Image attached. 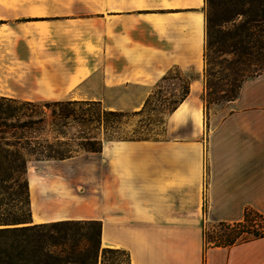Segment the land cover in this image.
<instances>
[{
    "label": "crops",
    "instance_id": "obj_1",
    "mask_svg": "<svg viewBox=\"0 0 264 264\" xmlns=\"http://www.w3.org/2000/svg\"><path fill=\"white\" fill-rule=\"evenodd\" d=\"M205 46L204 0H0V98L126 97L173 67L196 75L168 137L102 144L97 195L78 196L74 210L58 199L41 211L60 188L29 178L30 204L34 194L42 216L59 215L42 222L96 219L101 245L127 251L129 264H264V234L204 244L206 222H238L245 208L264 217V73L205 128Z\"/></svg>",
    "mask_w": 264,
    "mask_h": 264
},
{
    "label": "trees",
    "instance_id": "obj_2",
    "mask_svg": "<svg viewBox=\"0 0 264 264\" xmlns=\"http://www.w3.org/2000/svg\"><path fill=\"white\" fill-rule=\"evenodd\" d=\"M205 50L208 88L218 65L209 52L232 56L230 60H225V67L234 68L241 80L236 92L224 97L227 101L235 99L246 78L264 73V0H219L214 11L206 16ZM174 71L179 75L178 94L161 96L160 92L153 93L139 110L131 113L106 110L97 100L35 102L1 97V181L12 179L20 190L27 189L26 181L23 183L22 180L26 155H34L37 160H63L74 156L78 149L100 152L103 138L158 140L150 137L148 130L139 133L134 129L129 136L122 134L119 124L133 115H145L146 127L150 122L161 124L165 114L169 116L187 97L190 81L196 76H186L185 72L173 67L160 78L155 88L159 90ZM205 107H208V103ZM73 125L82 129L77 134L67 136V129ZM29 195L30 192H25V204L29 202ZM257 219L261 224L257 223ZM211 227L215 236L210 239L209 245H231L263 235L264 217L251 208H245L242 220L212 223ZM96 234L97 238L94 239ZM203 236L205 244V229ZM118 250L121 249L101 247L98 220L33 223L28 219L25 207L10 211L3 197H0V264H97L100 252L103 258ZM121 251L127 255L129 264L128 252Z\"/></svg>",
    "mask_w": 264,
    "mask_h": 264
},
{
    "label": "rangeland",
    "instance_id": "obj_3",
    "mask_svg": "<svg viewBox=\"0 0 264 264\" xmlns=\"http://www.w3.org/2000/svg\"><path fill=\"white\" fill-rule=\"evenodd\" d=\"M219 0H207L204 1V10L206 16L211 14L214 11L215 4ZM206 53V50H205ZM211 57H215V60L218 62V65L215 66V75L213 77V82L208 88L207 84V73H206V65L207 59L204 56V67L202 78L204 81V89H203V105H204V113H205V128H207L208 119L210 117L211 112H214L221 106H224L227 102L224 97L225 95L234 94L237 90V86L240 83L241 77L236 76L234 72V68L229 67L226 68L225 65L227 62L225 60H230L232 58L231 55H223V54H214L209 52ZM220 62V63H219ZM186 76H193V72H187ZM179 75L177 71L172 73V77L167 81L162 83V87L158 90L154 86L149 87H131L128 89L130 97L128 95L126 97H122V93L120 91L114 90L106 93L104 99H100L101 107L106 110H121L124 112L131 113L133 111L139 110L144 101L151 95L159 93L161 96H170L172 94H178L180 91L179 88ZM253 78V77H252ZM250 78H246L248 80ZM243 83V82H242ZM210 93V95H209ZM146 95L145 99H140V95ZM21 100V99H20ZM55 99H34L32 101L35 102H44V101H52ZM62 101H66V99H60ZM207 100H209L207 102ZM208 103V107L205 105ZM145 115H133L128 118L122 120L119 124V132L129 136L133 130H137L139 133H145L146 130L148 135L152 138L164 139L168 137L167 128H168V116L165 114L163 121L161 124L157 122H150L149 127H146L145 123ZM147 128V129H146ZM149 128V129H148ZM82 129L80 126L73 125L67 129V136L70 134H77L78 130ZM103 137V135H102ZM108 141H119V140H105L103 138V143ZM74 159L71 161H65L63 163L58 162H50V161H58V160H37L34 155H26V164H25V172L23 174V183H27V189L17 187L12 179L1 181L3 178L0 176V197H3V202L6 203L11 210H16L17 207H25L28 210V219L32 222L33 218V200L32 198L30 204V195L28 198V203L25 204V192L29 194L28 188V180L29 178H34L38 182L45 184L48 187V191L57 190V187L60 188V192L56 191L48 192L47 195L44 196V204L42 205L41 211H52L53 209H57L58 199L62 200L60 205L61 208L66 209L68 212L74 210V200L78 199V196H82L84 194L89 195V191L91 194L97 195V187H98V171H99V157L98 152L91 153L85 152L83 150L78 149L77 152H74ZM95 189V190H90ZM20 193L22 195L20 196ZM63 198V199H62ZM71 200V201H69ZM67 201V202H66ZM72 208V210H71ZM38 212H40L38 208ZM33 218V219H32ZM66 220H96V219H66ZM33 223H41V222H33ZM257 223L261 224L260 219H257ZM212 223L206 222L204 225V229L206 232V242L205 244L209 245L210 239L215 236L214 231L212 230ZM97 231V228H96ZM95 236V235H94ZM97 238V234L94 239ZM214 241V238H213ZM206 245V246H207ZM101 247H103L101 245ZM97 264H128L127 263V255L125 252L118 250L113 253L106 254L103 258L101 257V252L99 253Z\"/></svg>",
    "mask_w": 264,
    "mask_h": 264
},
{
    "label": "bare ground",
    "instance_id": "obj_4",
    "mask_svg": "<svg viewBox=\"0 0 264 264\" xmlns=\"http://www.w3.org/2000/svg\"><path fill=\"white\" fill-rule=\"evenodd\" d=\"M31 187H32V191L34 193V182L33 181L31 183ZM33 196H34V194H33ZM32 214H33V218H34V220L36 222H42L45 219V217L49 218V217L59 216V215H55V216H42L40 214V212H38V208L36 206L35 200H33V213Z\"/></svg>",
    "mask_w": 264,
    "mask_h": 264
}]
</instances>
